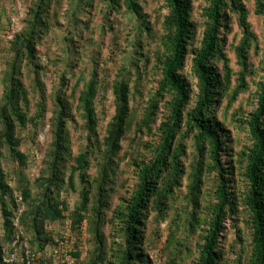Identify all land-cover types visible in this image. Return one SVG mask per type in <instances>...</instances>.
<instances>
[{
    "label": "trees",
    "instance_id": "16d2710c",
    "mask_svg": "<svg viewBox=\"0 0 264 264\" xmlns=\"http://www.w3.org/2000/svg\"><path fill=\"white\" fill-rule=\"evenodd\" d=\"M103 1L111 10L124 8L137 19L143 18L139 0ZM162 1L166 14L160 22L153 58L158 79L135 128L136 134L146 136L142 148L148 157L140 154V159L133 161L134 188L122 191L123 186L118 183L117 157L128 126L131 94L129 80L124 76L117 77L109 87L113 114L101 136L97 113L100 85L96 75L79 78L71 86L72 102L63 90L66 83L61 75L51 98L50 141L34 179L30 180L25 172L28 156L20 151L21 139L17 133L27 126L42 124L47 113V95L41 76L43 66L38 62L36 47L42 36L57 26L64 6L63 0H32L22 31L8 42L0 79V215L3 229L0 264H6L2 261V247L17 234L26 239L36 253L47 246L54 247L56 232L48 227L64 220L69 221L67 228L77 235L73 241L77 249L71 255L79 264H150L145 250L149 214L153 211L158 222L164 221L170 200L184 177L180 159L186 152L181 139L189 136L192 157L184 196L189 208L186 207L183 232L184 238L197 236V256L192 264H220L219 239L223 223L238 212V202L249 216L250 237L248 250L243 251L244 257L240 255L237 262L241 263L244 258V264H264V69L260 80L255 82L254 109L242 119L239 117L241 106H237L229 119L230 126L245 132L248 146L239 148L232 156L230 153L235 152L232 149L238 140L231 138L225 118L214 115L223 97L227 98V108H230L247 88L248 51L257 41L246 22L247 9L242 0H207L200 12L203 30L198 35L200 24L195 20L196 8L192 0ZM254 2V13L264 16V0ZM228 12L235 13L241 30V38L233 49L239 69L235 88L230 87L232 70L223 52L224 34L229 28ZM144 23L149 30L147 22ZM188 62L196 79L195 92L183 75ZM31 97L37 100L32 115ZM163 101L161 112L159 104ZM73 108L82 122L80 127L85 141L84 148L76 156L70 149L68 128L69 120L73 121ZM225 154L230 158V166L221 161ZM4 157L16 164L12 187L1 167ZM91 161L95 167L93 177L89 174ZM206 171L216 173L215 202L209 207V218L203 221L199 212L204 199L202 178ZM234 171H238L245 182L242 200L228 186ZM14 191L22 197L23 206L16 229L12 226L16 209L12 200ZM64 192L76 195L71 210L61 198ZM177 228L171 229L167 241L166 248L171 246L167 249L168 264H179L181 260L179 254L183 246L176 239ZM82 234L85 235V256L81 260ZM61 240L68 242L67 238ZM36 264L51 263L39 258Z\"/></svg>",
    "mask_w": 264,
    "mask_h": 264
},
{
    "label": "rangeland",
    "instance_id": "374dc122",
    "mask_svg": "<svg viewBox=\"0 0 264 264\" xmlns=\"http://www.w3.org/2000/svg\"><path fill=\"white\" fill-rule=\"evenodd\" d=\"M247 9V23L251 27L256 37L254 43L248 51V67L249 73L246 77V89L242 90L235 103L227 104V98L223 97L221 103L216 106L215 117L225 118V126L230 130L231 138L238 140V144L234 143L235 152L230 153L232 156L236 154L239 148L248 146V138L244 131L236 130L229 125V119L237 106H241L242 119L254 109L256 103V86L263 75L264 69V16L256 15L254 0H242ZM32 0H0V79L4 70V60L6 57V48L8 42L13 35L22 31L24 27V16ZM196 8L195 20L200 24L198 27V35L202 33V19L200 12L207 5V0H192ZM64 6L61 12L60 20L57 26L48 30L40 40L36 47L38 62L43 66L41 72L42 81L45 85L47 95V113L42 124L36 127L27 126L25 130H19L17 136L21 139L20 151L28 156L27 167L25 172L30 180H33L37 169L42 161L45 150L50 141L49 134V118L51 117L52 102L51 98L54 90L59 85L61 75H64L66 86L63 87L67 98L72 102L69 95L71 86L79 78L88 79L92 74L96 75L100 87L97 96V113L99 118V133L102 136L105 126L113 114V97L109 88L113 81L124 76L129 80L130 94V116L128 120L127 130L124 139L121 142L122 150L118 155L119 165V184L123 186L122 191L132 190L135 183L133 161L140 159V154L144 152L142 143L146 139L145 135L136 134L135 128L140 123L143 116V108L147 100L156 88V71H154V54L156 53V39L160 34V22L166 14L162 0H139L141 14L143 18L137 19L136 16L125 11L124 8L111 10L103 0H63ZM229 28L225 32V44L223 47L224 54L229 59V67L232 70L230 75V87H236L238 66L233 55V49L241 38V30L238 27L235 13L228 12ZM144 22H147L149 30L145 29ZM144 23V24H143ZM148 60L146 63L145 61ZM221 67V63H219ZM220 76H222V73ZM183 75L192 85V91H196V79L190 70L188 62L183 70ZM0 87V98H1ZM36 97H31L30 115L35 111ZM168 100V99H166ZM165 101V100H164ZM164 101L159 104L161 112L164 110ZM194 102V100H193ZM192 102V104H193ZM74 107V105H73ZM73 121L69 120V138L70 149L72 155L76 156L85 145L84 135L81 132L82 122L77 118V114L73 108ZM156 138H153L155 140ZM182 145L186 152V156L181 160L183 174L181 185L177 189L175 195L170 200L171 206L166 213L164 221L158 222L155 219V213L150 211L148 218L147 233L148 238L145 242V250L148 255L150 264H168L167 241L170 236L171 229H176V239L183 246L182 252L179 254L181 260L179 264H192L197 256V236L189 235L184 238V228L186 219L185 193L187 179L189 173L190 157L192 152L191 136L181 139ZM230 158L225 154L221 161L225 166H230ZM236 160V159H234ZM234 163V161H232ZM236 165V164H235ZM1 167L5 172L10 186L12 172L16 168V164L7 157L2 158ZM91 177L95 175L94 162L91 161L89 169ZM232 182L228 184L231 192L242 200L245 192V182L238 173L234 171L231 177ZM205 186L202 187V209L199 212L201 219L204 221L210 216L209 207L215 202V180L216 173L206 171L203 176ZM125 187V188H124ZM121 191V192H122ZM127 195L126 193H124ZM20 194L14 191L12 200ZM61 198L72 209L76 195L72 192H64ZM238 212L229 216L223 223L224 229L220 235V247L222 260L220 264H244L245 259H241V263L237 262L238 257L248 250L249 242V216L243 209L241 202H238ZM67 214V213H66ZM2 220L0 215V237L3 235ZM68 220H64L58 225L48 227L56 232V241L59 242L63 238L68 239V245L72 250H76V243L73 241L76 234H73L67 226ZM84 233V230L82 231ZM85 235L82 234L80 251L81 260L85 256L84 240ZM73 239H72V238ZM72 240V241H71ZM175 244V243H174ZM52 248V246H47ZM55 254L52 258L44 259L45 262L58 264L61 258Z\"/></svg>",
    "mask_w": 264,
    "mask_h": 264
},
{
    "label": "built area",
    "instance_id": "2783aa9c",
    "mask_svg": "<svg viewBox=\"0 0 264 264\" xmlns=\"http://www.w3.org/2000/svg\"><path fill=\"white\" fill-rule=\"evenodd\" d=\"M15 216L13 218V227L18 226L19 217L23 211L22 197L15 196ZM72 249L69 247L67 241L61 240L52 248H46L43 251L36 253L31 250L26 239H22L19 234L16 238L4 245L1 249L2 261L6 264H36V261L42 257L44 259L52 258L57 254L61 258L58 264H79L77 260L71 255Z\"/></svg>",
    "mask_w": 264,
    "mask_h": 264
}]
</instances>
